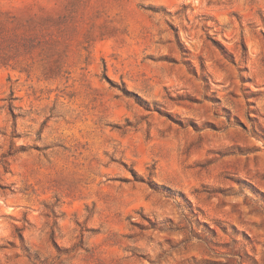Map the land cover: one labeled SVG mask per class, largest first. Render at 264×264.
<instances>
[{"label":"rangeland","instance_id":"1","mask_svg":"<svg viewBox=\"0 0 264 264\" xmlns=\"http://www.w3.org/2000/svg\"><path fill=\"white\" fill-rule=\"evenodd\" d=\"M0 11L46 34L0 66V264H264V0Z\"/></svg>","mask_w":264,"mask_h":264},{"label":"trees","instance_id":"2","mask_svg":"<svg viewBox=\"0 0 264 264\" xmlns=\"http://www.w3.org/2000/svg\"><path fill=\"white\" fill-rule=\"evenodd\" d=\"M45 19L29 16L21 18L10 11H0V66L19 72L28 71V60L45 54ZM47 73L58 71L44 66ZM12 95V92H11ZM11 105H9L10 108Z\"/></svg>","mask_w":264,"mask_h":264}]
</instances>
